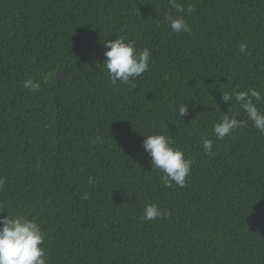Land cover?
<instances>
[{
    "label": "trees",
    "instance_id": "trees-1",
    "mask_svg": "<svg viewBox=\"0 0 264 264\" xmlns=\"http://www.w3.org/2000/svg\"><path fill=\"white\" fill-rule=\"evenodd\" d=\"M180 2L190 34L168 0H0V207L37 219L49 264H264V136L200 143L222 89L264 90V0ZM117 35L152 53L132 86L104 70ZM160 131L193 160L183 188L152 170L143 133ZM148 203L166 215L143 221Z\"/></svg>",
    "mask_w": 264,
    "mask_h": 264
},
{
    "label": "clouds",
    "instance_id": "clouds-1",
    "mask_svg": "<svg viewBox=\"0 0 264 264\" xmlns=\"http://www.w3.org/2000/svg\"><path fill=\"white\" fill-rule=\"evenodd\" d=\"M169 6L176 10L175 14L165 15V22L173 33L192 32V26L185 18L184 6L180 0H168ZM116 39H104L106 49L103 60L104 70L112 84L126 83L134 85L137 78L150 68L152 53L148 47L138 48L134 40L117 35ZM241 53H248V44L241 43ZM26 89L37 92L41 83L35 78L23 81ZM223 100L231 101L228 111H223L213 124L211 137L202 136L200 143L203 151L213 153L216 140H224L237 130L247 128L249 123L264 136V90L257 87L237 85L230 90L222 89ZM189 103H180L176 111L180 118L188 112ZM241 114L246 118L241 119ZM146 137L143 147L150 156L152 170L158 171L161 182L166 187L183 188L190 177L193 160L176 145L175 141L164 132L143 133ZM214 137V139L212 138ZM6 179L0 177V189L5 186ZM91 179L89 183H91ZM88 194H84V199ZM0 207V264H49L50 254L45 241L47 234L37 219L27 213L6 211ZM166 215L157 203L144 206L141 219L145 222L156 220Z\"/></svg>",
    "mask_w": 264,
    "mask_h": 264
}]
</instances>
